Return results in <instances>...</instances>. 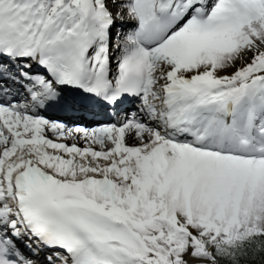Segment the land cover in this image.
<instances>
[{
	"label": "snow or ice",
	"instance_id": "1",
	"mask_svg": "<svg viewBox=\"0 0 264 264\" xmlns=\"http://www.w3.org/2000/svg\"><path fill=\"white\" fill-rule=\"evenodd\" d=\"M0 264H264V0H0Z\"/></svg>",
	"mask_w": 264,
	"mask_h": 264
},
{
	"label": "bare ground",
	"instance_id": "2",
	"mask_svg": "<svg viewBox=\"0 0 264 264\" xmlns=\"http://www.w3.org/2000/svg\"><path fill=\"white\" fill-rule=\"evenodd\" d=\"M113 68L115 69V64H113ZM138 107H139V105H136L135 106V109H134V111H137V109H138ZM133 111V112H134ZM108 113V112H107ZM107 113L106 112H104V111H100V112H96V114L95 115H93L91 112H88V113H86V117L84 116V115H81L84 119H91V118H93L94 116H96V115H107ZM128 113H130V112H128ZM77 114H80V112H77ZM82 120V119H81ZM51 138H54V137H51ZM78 139V138H77ZM67 143H69V144H71L72 142H73V140H67L66 141ZM79 146H81V147H83L84 146V144H83V141L81 140V141H79ZM48 253L47 252H42L41 253V258L44 256V255H47Z\"/></svg>",
	"mask_w": 264,
	"mask_h": 264
},
{
	"label": "rangeland",
	"instance_id": "3",
	"mask_svg": "<svg viewBox=\"0 0 264 264\" xmlns=\"http://www.w3.org/2000/svg\"><path fill=\"white\" fill-rule=\"evenodd\" d=\"M250 55V54H249Z\"/></svg>",
	"mask_w": 264,
	"mask_h": 264
}]
</instances>
